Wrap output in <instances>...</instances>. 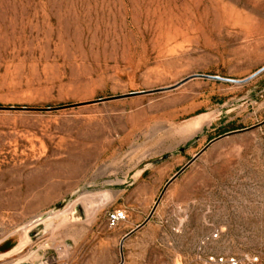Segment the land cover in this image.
<instances>
[{
    "label": "rangeland",
    "instance_id": "374dc122",
    "mask_svg": "<svg viewBox=\"0 0 264 264\" xmlns=\"http://www.w3.org/2000/svg\"><path fill=\"white\" fill-rule=\"evenodd\" d=\"M263 66L264 0H0V264L121 263L167 181L245 129L168 187L123 264H190L214 229L211 251L264 264V72L180 84Z\"/></svg>",
    "mask_w": 264,
    "mask_h": 264
},
{
    "label": "built area",
    "instance_id": "2783aa9c",
    "mask_svg": "<svg viewBox=\"0 0 264 264\" xmlns=\"http://www.w3.org/2000/svg\"><path fill=\"white\" fill-rule=\"evenodd\" d=\"M127 218L125 210H113L108 213V223L110 226H117ZM221 238L219 229L212 230L203 237L196 245L190 264H261L260 256L257 253H223L213 252L209 245L213 241Z\"/></svg>",
    "mask_w": 264,
    "mask_h": 264
},
{
    "label": "water",
    "instance_id": "95a60500",
    "mask_svg": "<svg viewBox=\"0 0 264 264\" xmlns=\"http://www.w3.org/2000/svg\"><path fill=\"white\" fill-rule=\"evenodd\" d=\"M262 72H264V66L262 68H260L259 70H257L255 73H253L252 75H250L249 77L245 78V79H230V78H224V77H221V76H218V75H207V74H195V75H192V76H189L187 77L186 79H184L180 84H183L191 79H194V78H201V79H209V80H221V81H226V82H231V83H245V82H248L250 81L251 79H253L254 77H256L257 75L261 74ZM162 89H157V90H153V91H136V92H131V93H128L126 95H119V96H114V97H109V98H100L94 102L96 103H102V102H106L108 100H116V99H123V98H128V97H133V96H138V95H141V94H147V93H150V92H159L161 91ZM77 104L75 105H67V106H61V107H55V108H52V107H49L47 109L49 110H52V109H60V108H64V107H71V106H76ZM13 108V107H12ZM0 109H5V107H1L0 106ZM22 109H27L26 107L25 108H22ZM245 130H249V129H245ZM245 130H236V131H231V132H228V133H225L213 140H211L200 152H198L186 165H184L177 173H175L166 183V185L164 186L159 198L157 199L154 207L152 208L150 214L148 215V217L145 219L144 222H142L140 225H138L135 229H133L132 231H130L129 233H127L122 241H121V245H120V251H121V255H122V262L120 264L123 263V244H124V241L130 237L132 234H134L136 231H138L139 229H141L142 227H144L150 220L151 218L153 217L157 207L159 206L165 192L167 191L168 187L191 165L193 164L211 145H213L214 143H216L217 141L231 135V134H235V133H239V132H243ZM167 157V156H166ZM165 157V158H166Z\"/></svg>",
    "mask_w": 264,
    "mask_h": 264
},
{
    "label": "bare ground",
    "instance_id": "6f19581e",
    "mask_svg": "<svg viewBox=\"0 0 264 264\" xmlns=\"http://www.w3.org/2000/svg\"><path fill=\"white\" fill-rule=\"evenodd\" d=\"M204 121V120H203ZM202 121V122H203ZM198 122H200V124L202 123L201 121H198ZM199 124V123H198ZM204 124V123H203ZM23 258V257H22ZM33 260L34 259H32V258H30V259H27V260H21V261H19L18 263H12V264H34L33 263Z\"/></svg>",
    "mask_w": 264,
    "mask_h": 264
},
{
    "label": "crops",
    "instance_id": "0c3cea01",
    "mask_svg": "<svg viewBox=\"0 0 264 264\" xmlns=\"http://www.w3.org/2000/svg\"><path fill=\"white\" fill-rule=\"evenodd\" d=\"M122 256V255H121ZM123 260H124V258H123ZM122 262V261H121ZM120 264V263H119ZM123 264V263H122Z\"/></svg>",
    "mask_w": 264,
    "mask_h": 264
}]
</instances>
